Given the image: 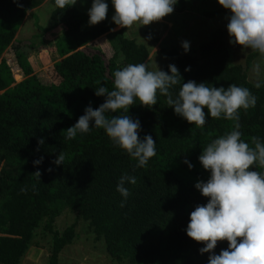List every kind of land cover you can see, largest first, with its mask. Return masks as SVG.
Segmentation results:
<instances>
[{"label":"trees","instance_id":"16d2710c","mask_svg":"<svg viewBox=\"0 0 264 264\" xmlns=\"http://www.w3.org/2000/svg\"><path fill=\"white\" fill-rule=\"evenodd\" d=\"M44 1L0 0V264H20L43 222L52 237L47 264H59L61 251L77 234L74 224L63 231L55 228L63 207L78 211L89 222L119 264H208L210 253L199 251L205 242L193 240L186 232L190 213L209 199L195 187L210 176L198 157L213 139L231 131L233 122L209 116L203 127H197L175 114L158 92L155 105L143 106L137 100L128 113L140 121V137L151 135L156 141L157 154L146 166L136 167L137 162L114 146L100 128L66 140L65 129L76 123L85 108L91 104L95 109L104 102L103 96L95 94L96 88L112 90V73L130 63H146L149 48L127 36L126 27L111 32L117 27L111 0H105L106 19L95 25L88 23V10L76 5L59 9L51 0L52 24L40 28L49 34L63 27L55 40L61 59L49 68L50 80L41 78L34 72L28 51L14 40L27 12ZM187 1L177 0L174 9L185 10ZM226 11L222 6L206 15ZM103 34L106 43L100 48L81 49ZM225 35L227 29H214L198 45L197 54L170 48L161 70L169 72L168 66L174 64L181 84L194 80L209 87L236 84L249 88L257 102L247 111L239 110L241 139L250 143L255 136L264 142V83L256 88L247 73L259 53L251 52L246 66L231 64ZM26 45L34 47L30 41ZM12 47L14 57L6 56ZM16 72L21 80L16 79ZM179 87L170 89L173 95ZM116 114L126 113L118 110ZM41 138L44 143L38 144ZM60 153L64 160L57 165L53 161ZM40 158L42 163H33ZM125 174L136 178L134 185L125 183L130 192L126 200L116 190ZM227 247L228 241H218L214 252Z\"/></svg>","mask_w":264,"mask_h":264},{"label":"clouds","instance_id":"9594fccd","mask_svg":"<svg viewBox=\"0 0 264 264\" xmlns=\"http://www.w3.org/2000/svg\"><path fill=\"white\" fill-rule=\"evenodd\" d=\"M77 0H55V6L65 9L74 6ZM115 9L113 22L119 27H131L134 23L149 25L160 21L174 11L177 0H111ZM230 10L227 31L230 44H239L264 56V0H218ZM108 4L105 0H92L88 9L90 25L106 19ZM114 30V29H113ZM185 52L189 42L182 41ZM169 72L149 70L146 63L127 64L113 73L114 87L96 88L95 94L103 96L104 102L93 109L89 104L76 123L65 129V139L72 140L88 133L92 127L103 129L114 146L126 151L144 167L156 153V141L151 135L140 137V121L128 113L136 103L151 107L157 103V94L164 95L167 105L175 114L190 124L203 127L207 118L223 117L232 121V130L213 139L203 148L198 159L203 168L210 172L209 178L199 180L195 187L208 197L207 204H200L190 213L187 235L197 242H205L199 251L209 252L208 264H264V142L252 137L251 142L241 139L239 110L255 107L257 97L247 87L229 84L209 87L205 82L188 80L181 84L179 69L170 64ZM186 68L185 71H189ZM256 77L254 86L260 88L264 68L260 63L252 66ZM180 85L178 94L170 91ZM207 108V113L204 109ZM123 110L126 114H116ZM111 113V115H109ZM44 140H38L43 144ZM60 153L53 163H63ZM189 168L193 165L185 159ZM42 163V158L33 161ZM51 171V169H49ZM40 176V172H35ZM136 183L134 176L122 175L116 190L125 198L130 195L125 183ZM23 191V189H22ZM123 206V203L122 205ZM228 241L227 249L214 252L218 241Z\"/></svg>","mask_w":264,"mask_h":264},{"label":"rangeland","instance_id":"374dc122","mask_svg":"<svg viewBox=\"0 0 264 264\" xmlns=\"http://www.w3.org/2000/svg\"><path fill=\"white\" fill-rule=\"evenodd\" d=\"M78 9L87 11L91 8L92 0H77L75 4ZM222 7L218 0H188L185 10L174 11L162 18L160 21L152 22L149 25H140L138 22L127 28L126 35L134 38L138 43L144 44L149 48V57L146 61L150 70L161 69L167 63V51L176 48L181 54H197L198 45L205 41L210 33L216 28L227 29L228 19L231 15L230 10L224 14L210 17L206 12L213 11ZM54 4L51 0H45L39 7L27 12L16 36L15 42L22 49L28 51V59L34 72L41 78L50 80L49 68L61 59L55 50L56 37L61 34L63 27L52 33L46 34L40 27H49L52 24L51 14ZM115 14L113 11L112 16ZM117 26L111 32L118 30ZM104 34L91 41L81 49L88 51L100 48L101 44L106 43L102 39ZM109 37H112L109 34ZM230 36L225 35L224 41L230 50L231 64H241L246 66L247 56L253 52L245 49L239 44H230ZM34 44L33 49H29L26 42ZM182 41L189 42V50L185 52ZM89 46V49H88ZM30 50V52H29ZM14 48H10L4 54L14 57ZM260 63L264 68V56L260 54L253 59L247 68L248 78L255 82L256 77L252 72V66ZM17 80L23 77L15 74ZM264 78V74L260 79ZM176 173L175 167L171 168ZM75 225L76 236L74 240L66 245L59 256V264H119L120 262L112 258L105 248L103 239L96 238V235L89 226V222L76 210L63 207L60 215L55 222V228L63 231L69 225ZM44 222L37 228L35 236L28 250L23 255L20 264H47L51 253L52 237L48 231L44 230ZM121 264H125L121 262Z\"/></svg>","mask_w":264,"mask_h":264},{"label":"crops","instance_id":"0c3cea01","mask_svg":"<svg viewBox=\"0 0 264 264\" xmlns=\"http://www.w3.org/2000/svg\"><path fill=\"white\" fill-rule=\"evenodd\" d=\"M54 45H55V43H54Z\"/></svg>","mask_w":264,"mask_h":264}]
</instances>
